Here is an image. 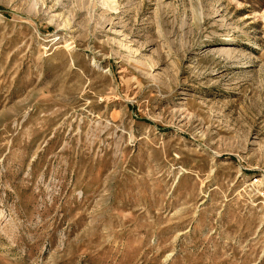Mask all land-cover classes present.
I'll return each instance as SVG.
<instances>
[{"label": "rangeland", "instance_id": "rangeland-1", "mask_svg": "<svg viewBox=\"0 0 264 264\" xmlns=\"http://www.w3.org/2000/svg\"><path fill=\"white\" fill-rule=\"evenodd\" d=\"M0 264H264V0H0Z\"/></svg>", "mask_w": 264, "mask_h": 264}]
</instances>
